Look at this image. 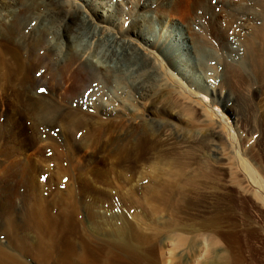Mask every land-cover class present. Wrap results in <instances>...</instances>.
<instances>
[{
	"label": "rangeland",
	"instance_id": "obj_1",
	"mask_svg": "<svg viewBox=\"0 0 264 264\" xmlns=\"http://www.w3.org/2000/svg\"><path fill=\"white\" fill-rule=\"evenodd\" d=\"M131 1L134 0L127 4L129 11L123 17L119 15L116 24H133L129 18L133 13ZM173 1L178 2L179 9ZM196 1L166 0L158 9L157 4H152L154 12L162 16V21L154 24L161 30L156 44L166 52L159 50V55L174 60V64L163 57L159 60L166 62L164 76L169 83L174 77L180 87H186L194 105L189 108L176 98L174 110L178 114L170 127H162L168 116L157 118L155 107L159 106L137 87L136 72L126 73L124 88L113 92L111 87H106L108 95L101 99L91 97L88 89L84 91L82 103L69 107L95 120L70 128L66 122L51 121L43 111L22 112L2 105L0 91L1 248L24 264H43L36 256L38 230L27 220L30 201L39 198L52 216L73 210L81 232L95 243L112 229L129 224L148 236V243H158L155 245L158 254L161 253L159 264H202L206 257L209 260L216 254L206 252L212 239L218 245L215 251L227 254L220 229L235 221L241 234L246 222L253 218L260 231L251 238L253 246H245L244 263L264 264V208L245 194L240 202L238 197L231 200L225 196L227 191L237 193L229 170L230 147L237 146L241 153L238 161H232L240 165L238 174L244 181L247 175L243 167L264 178V43L254 34L250 17L240 15L232 21L226 15L238 0ZM9 4L11 0L6 3ZM38 22L34 16L33 26ZM44 23L52 26L49 20ZM49 30V37L65 51L56 28ZM195 42L202 47L199 53L187 48L193 43L196 46ZM72 46L86 51L85 56H90L95 48L94 44L86 48L85 41ZM92 58L103 63L99 55ZM41 65V62L37 64L32 74L40 76L44 70ZM82 80L76 74L72 87L79 88ZM30 92L46 97L53 93L48 85L31 86ZM115 95L128 100L125 116L120 115L123 111ZM67 97L68 94L58 95V102L66 106ZM169 98L170 95H165L164 100ZM94 104H98V112L94 111ZM166 108L165 113L173 112ZM147 112L151 115L147 116ZM146 116L150 120L147 127L159 131V136L155 139L150 136L151 145L144 151L136 150L133 148L139 135L136 129L144 125ZM116 121H127L128 127L113 128L108 123ZM171 147L179 152L191 151L186 156L189 165L181 169L182 173L177 174L176 168L164 163L161 156ZM200 159L212 169L214 177L198 173L195 161ZM186 178H192L195 184H189ZM227 214L232 218L226 217ZM216 215V221L222 218L216 222L218 230H213L209 222ZM80 235L72 237L77 242ZM178 235L180 238H176ZM0 264L12 263L0 260Z\"/></svg>",
	"mask_w": 264,
	"mask_h": 264
},
{
	"label": "bare ground",
	"instance_id": "obj_2",
	"mask_svg": "<svg viewBox=\"0 0 264 264\" xmlns=\"http://www.w3.org/2000/svg\"><path fill=\"white\" fill-rule=\"evenodd\" d=\"M7 1L0 0L2 3H0V81L2 82L0 91L2 92V105L12 106L15 110L21 109L22 112L23 110L35 111V113L36 110L43 111L46 116L47 114L50 116L51 121L55 123L66 122L69 128L85 125L95 119L69 106H79L84 97L83 93L87 89L91 97L101 99L108 95L106 87H111L113 92L124 88L126 73L130 75L136 72L138 74L137 87L142 88L149 97L154 99L156 106H159L155 107L157 118L168 116L167 120L164 121L165 123H161L162 127H170L171 124H174L172 119H175L178 114L174 110L177 103L176 98L180 99L187 107H194L187 88L180 87L178 81L172 76V81L169 83L164 76L166 62H159V60H163V56L161 57L158 51H162L163 54L166 52L157 46L155 41L161 30H157L154 24L156 21L162 20L160 13L154 12L156 9L152 8V4H157L158 9L166 3V0L131 1L133 13L131 12L129 18L131 17L133 24L128 26H120L116 24V21L119 19V15L123 17L129 11L127 4L130 0H11V4L6 5ZM204 1L210 2V0ZM225 1L231 2V0ZM234 1L236 2V0ZM176 2L173 1L174 7L179 9ZM211 2H215V0H211ZM226 15L232 21L240 15L250 17L254 34L264 43V0H238L237 4L227 10ZM34 16L39 19V22L33 26ZM45 20H49L52 23L51 27L56 28V32L62 37L65 51L62 50L61 45L49 37L51 34L49 28L51 27L44 23ZM94 38L96 39L92 42ZM82 41L86 42L88 49L91 44H94L95 48L91 51L90 56H85L86 51H79L72 46V44ZM152 47H157L158 50L153 51ZM143 48L149 49V51H143ZM187 48L188 50L193 48L198 53L199 49H202L199 44L195 46L194 43L191 46L187 45ZM98 55L103 62L102 64L93 61L92 57ZM164 59L174 64V60ZM40 62L45 71L43 70L42 74H38L40 76L32 74V70L35 71V66ZM76 74L83 79L82 84L80 83L81 86H78L79 88L72 87ZM38 85H48L53 91L52 95L46 97L29 94L31 86L37 87ZM62 94H68L66 106L58 102L57 96ZM165 95H170L169 101L164 100ZM115 96L117 97L116 100L121 103L123 112L120 115L125 116L124 111L127 109L128 100L120 95ZM94 106V111L98 112V104H94ZM166 107L172 109L173 112L165 113ZM146 115H151V112H147ZM147 116L143 120L144 125L136 129L137 133L139 132L133 145L136 150L144 151L146 147L151 145L150 136H153L154 139L159 136V131L156 133L147 127L146 123L150 122ZM51 121L49 122L51 123ZM108 123L113 128L128 127L127 121ZM171 149L161 156L164 163L168 162V166L169 163L173 165V169L176 168L175 172L179 174L183 170L182 168L185 169L189 165L186 156L191 151L189 150V153L175 151V148ZM230 153L231 155L228 156V159L231 160L229 170L234 176L237 193L235 195L232 191H227L225 196L231 200L238 197L240 202L243 201L241 196L245 194L264 208V178L257 172H251L247 167H243V171L247 175V179L244 181L238 174L240 173V165L232 161L235 159L238 161L237 158L241 156L238 147H230ZM195 165L198 173H201L202 176L214 177L212 169L207 167L203 159L196 160ZM186 180L191 185L196 182L192 178H186ZM30 202L31 204L27 209V220L31 221L38 230V253L36 256L43 264H159L158 255L161 253L158 254L159 248H156L158 243L155 240L153 241L157 243L156 245L151 241L148 243V236L141 235L143 233H138L127 223H123L122 227L112 229L110 232L106 231L107 234H104V239L95 243L92 238L87 237V234L81 232L80 224L74 218L73 210H64L60 214L52 216L47 206L39 198H34ZM228 216L227 214L226 217ZM216 217L217 215L212 216V222H209L213 230L218 227H216V222L222 218L219 217L216 221ZM228 218L232 217L229 216ZM252 220L254 219L252 218ZM252 220H246V225H244L241 234L239 233L241 228L235 221L228 223V228L220 229V233L226 240L227 254L217 253L215 251L218 246L217 242L212 239L209 241V250L206 252L210 251V253L216 254L210 258L212 260H207L206 257L202 264H248L249 261L244 263L246 254L244 255L243 251L247 248L245 246H253L254 243H251V238L259 233V228L253 224ZM157 229L159 230V228ZM74 234H81L77 242L72 237ZM178 237L180 238L179 235L176 238ZM178 241L177 243L180 244ZM181 241L184 243V240ZM76 243H78V247ZM245 252L247 253V251ZM0 260L11 261L12 264H24L13 254L5 251L3 247H0Z\"/></svg>",
	"mask_w": 264,
	"mask_h": 264
},
{
	"label": "snow or ice",
	"instance_id": "obj_3",
	"mask_svg": "<svg viewBox=\"0 0 264 264\" xmlns=\"http://www.w3.org/2000/svg\"><path fill=\"white\" fill-rule=\"evenodd\" d=\"M41 91H44L43 89H41Z\"/></svg>",
	"mask_w": 264,
	"mask_h": 264
}]
</instances>
